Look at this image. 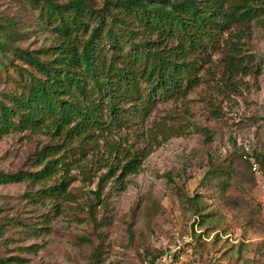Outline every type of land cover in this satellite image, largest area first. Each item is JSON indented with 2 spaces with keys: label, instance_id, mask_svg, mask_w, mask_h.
<instances>
[{
  "label": "rangeland",
  "instance_id": "obj_1",
  "mask_svg": "<svg viewBox=\"0 0 264 264\" xmlns=\"http://www.w3.org/2000/svg\"><path fill=\"white\" fill-rule=\"evenodd\" d=\"M90 1L101 7L106 0ZM24 4L0 0V15H19V28L31 27L36 14ZM46 37L24 35L18 43L39 48ZM224 37L238 45L249 72L228 75L222 45L185 97L157 102L148 117L106 136L113 147L99 139L78 158L91 182L73 167L67 200L33 198L58 175L38 184L0 182V264H139L156 253L157 233L190 237L183 264H264V187L234 142L235 135L248 140L264 176V25L253 21ZM13 77V70L3 74L0 92L13 88ZM49 143L29 131L0 135V174L39 169L36 153ZM134 153L140 166L123 189L113 188L119 171L98 186L104 165ZM47 218L50 232H39Z\"/></svg>",
  "mask_w": 264,
  "mask_h": 264
},
{
  "label": "trees",
  "instance_id": "obj_2",
  "mask_svg": "<svg viewBox=\"0 0 264 264\" xmlns=\"http://www.w3.org/2000/svg\"><path fill=\"white\" fill-rule=\"evenodd\" d=\"M21 1L36 14L31 27L19 28V15H0V78L15 72L13 88L0 92V135L29 131L47 135L50 143L36 153L39 169L1 173L0 182L38 184L58 175L56 183L36 191L37 202L67 200L75 166L82 181L91 182L78 158L99 139L113 147L106 136L148 117L157 102L185 97L222 45L226 73L249 72L238 45L224 36L253 21L264 25V1L106 0L101 7L90 0ZM46 34L49 42L39 48L18 43L24 35ZM104 166L98 186L119 171L113 188L123 189L140 161L134 153L124 163ZM95 196L99 200L97 191ZM42 224L39 232L48 234L50 219Z\"/></svg>",
  "mask_w": 264,
  "mask_h": 264
},
{
  "label": "built area",
  "instance_id": "obj_3",
  "mask_svg": "<svg viewBox=\"0 0 264 264\" xmlns=\"http://www.w3.org/2000/svg\"><path fill=\"white\" fill-rule=\"evenodd\" d=\"M235 145L241 150L242 157L247 161L249 167L256 177L257 182L264 187V176L260 166L253 156L248 140L240 135L234 136ZM181 239L170 240L162 234L153 236V243L156 253L153 256H148L140 264H183L185 257L183 247L190 242V237L182 235Z\"/></svg>",
  "mask_w": 264,
  "mask_h": 264
}]
</instances>
